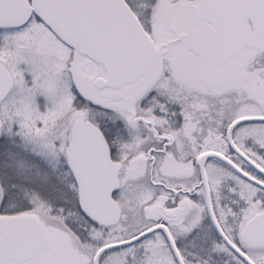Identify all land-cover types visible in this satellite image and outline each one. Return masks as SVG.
<instances>
[{
  "label": "snow or ice",
  "instance_id": "snow-or-ice-1",
  "mask_svg": "<svg viewBox=\"0 0 264 264\" xmlns=\"http://www.w3.org/2000/svg\"><path fill=\"white\" fill-rule=\"evenodd\" d=\"M0 264H264V0H0Z\"/></svg>",
  "mask_w": 264,
  "mask_h": 264
}]
</instances>
